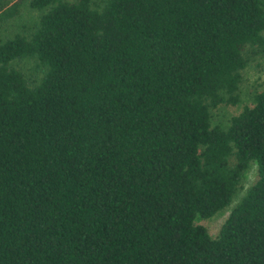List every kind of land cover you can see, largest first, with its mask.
<instances>
[{
	"label": "trees",
	"instance_id": "obj_1",
	"mask_svg": "<svg viewBox=\"0 0 264 264\" xmlns=\"http://www.w3.org/2000/svg\"><path fill=\"white\" fill-rule=\"evenodd\" d=\"M256 57L264 0H0V264H264Z\"/></svg>",
	"mask_w": 264,
	"mask_h": 264
},
{
	"label": "rangeland",
	"instance_id": "obj_2",
	"mask_svg": "<svg viewBox=\"0 0 264 264\" xmlns=\"http://www.w3.org/2000/svg\"><path fill=\"white\" fill-rule=\"evenodd\" d=\"M36 16L34 10L29 9L26 5L21 8L19 16L16 18V22L26 23ZM13 26L10 24V28ZM11 32V29H8ZM7 33V32H4ZM20 64L23 66L25 73L33 71V61L30 59L21 60ZM241 78L237 88L238 100L235 103H221L215 108L211 109V122L215 124L225 125L230 115L236 113L242 104H248L251 102L252 95L255 91L264 87V61L256 57L250 60L245 67L241 69ZM255 165L251 162L247 169L242 173L240 181L237 185L235 193L229 204L223 208L215 211L213 214L207 217H197L196 223H199L205 227L210 235H215L218 231L220 224L225 218L229 208L235 203V201L244 192L247 185L255 177Z\"/></svg>",
	"mask_w": 264,
	"mask_h": 264
}]
</instances>
